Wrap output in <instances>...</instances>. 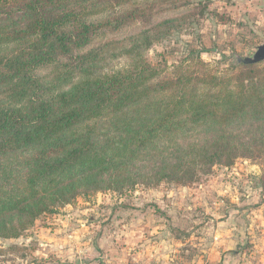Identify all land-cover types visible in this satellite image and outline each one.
<instances>
[{
  "label": "trees",
  "instance_id": "obj_1",
  "mask_svg": "<svg viewBox=\"0 0 264 264\" xmlns=\"http://www.w3.org/2000/svg\"><path fill=\"white\" fill-rule=\"evenodd\" d=\"M211 1L0 0V240L78 198L264 160L263 63L147 59Z\"/></svg>",
  "mask_w": 264,
  "mask_h": 264
},
{
  "label": "rangeland",
  "instance_id": "obj_2",
  "mask_svg": "<svg viewBox=\"0 0 264 264\" xmlns=\"http://www.w3.org/2000/svg\"><path fill=\"white\" fill-rule=\"evenodd\" d=\"M200 14L152 46L148 61L171 66L188 49L212 48L200 58L222 72L264 45V0H212ZM262 168V159H239L189 186L137 185L78 198L39 217L19 238L0 240V264H264V247L242 232L264 219ZM228 221L232 233L224 238Z\"/></svg>",
  "mask_w": 264,
  "mask_h": 264
},
{
  "label": "crops",
  "instance_id": "obj_3",
  "mask_svg": "<svg viewBox=\"0 0 264 264\" xmlns=\"http://www.w3.org/2000/svg\"><path fill=\"white\" fill-rule=\"evenodd\" d=\"M261 211L259 213H263L264 216V205L263 207H260ZM224 238L228 237L229 233H232L231 231L228 232V229L230 228V223L229 221L224 225ZM219 231H216V238H218V233ZM244 237L247 241L250 243H255L258 245V247L263 248L264 247V219L263 221H259L256 223L254 226V229L252 227H244L243 231ZM220 237L223 238V236L220 234ZM240 240V237L237 238V241ZM255 247V246H254Z\"/></svg>",
  "mask_w": 264,
  "mask_h": 264
},
{
  "label": "water",
  "instance_id": "obj_4",
  "mask_svg": "<svg viewBox=\"0 0 264 264\" xmlns=\"http://www.w3.org/2000/svg\"><path fill=\"white\" fill-rule=\"evenodd\" d=\"M262 61H264V45L259 46L257 48V52L254 54V56H253L252 59H245V60H243V62L245 64H248V63H258V62H262Z\"/></svg>",
  "mask_w": 264,
  "mask_h": 264
}]
</instances>
